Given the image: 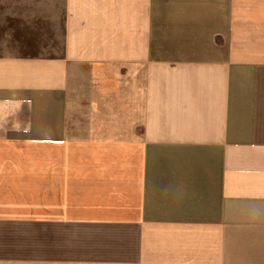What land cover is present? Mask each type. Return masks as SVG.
<instances>
[{
	"label": "crops",
	"instance_id": "1",
	"mask_svg": "<svg viewBox=\"0 0 264 264\" xmlns=\"http://www.w3.org/2000/svg\"><path fill=\"white\" fill-rule=\"evenodd\" d=\"M0 264H264V0H0Z\"/></svg>",
	"mask_w": 264,
	"mask_h": 264
}]
</instances>
